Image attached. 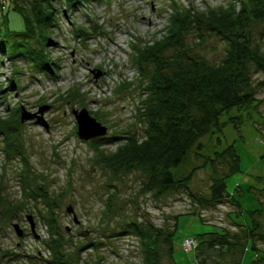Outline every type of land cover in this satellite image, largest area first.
<instances>
[{
	"label": "rangeland",
	"instance_id": "374dc122",
	"mask_svg": "<svg viewBox=\"0 0 264 264\" xmlns=\"http://www.w3.org/2000/svg\"><path fill=\"white\" fill-rule=\"evenodd\" d=\"M170 1L91 0L75 9L63 7L66 18L55 23L47 44L34 38L52 59L44 67L49 71H43L32 60L33 38L15 35L26 34L27 24L7 0L0 18L5 13L7 21L3 20L13 35L5 36V44L15 46L19 57L13 59L0 48V116L18 127L10 140L12 152H7L6 138L0 136V264H49L51 214L59 234L54 236L62 238L60 251L68 264H142L139 240L128 225L172 227V218L178 215L176 264H198L195 253L183 250L186 238L222 232L239 243L238 248L231 253L205 250V264H264L246 240L248 227L259 223L255 244L264 258V86L260 84L264 75L254 66L251 90L257 101L225 113L222 129L203 137L202 148L194 149L174 170L177 177L193 172L188 190L172 191L161 199L144 195L145 173L105 165L94 146V140L102 138L144 135L136 113L144 88L131 43L163 34ZM178 2L204 11L228 0ZM233 2L239 8L238 1ZM263 31L262 24L252 29L254 45L262 52ZM188 39L194 53L211 64H219L226 55L221 37L193 32ZM84 109L102 115L99 122L107 128L106 136L89 141L78 136L74 112ZM117 145L101 148L109 152ZM230 145L240 156L241 170L228 177L227 190L240 202L241 218L233 203L209 207L195 199H210L215 173L208 159ZM223 160L214 165L219 176L230 172ZM194 209L198 216L188 215ZM14 225L23 231L22 237ZM163 264L172 262L165 256Z\"/></svg>",
	"mask_w": 264,
	"mask_h": 264
},
{
	"label": "trees",
	"instance_id": "16d2710c",
	"mask_svg": "<svg viewBox=\"0 0 264 264\" xmlns=\"http://www.w3.org/2000/svg\"><path fill=\"white\" fill-rule=\"evenodd\" d=\"M89 1L91 0H20L19 3L18 0H8L12 6L15 5L27 24L26 34L15 35L33 38L36 48H32L31 52L35 67L49 71L44 67H48L52 59L46 49L40 50L37 47L34 38H40L47 44L53 35L55 23L66 18L63 7L71 10ZM233 1L228 0L226 5L201 11L190 5L184 7L178 0H172L168 25L163 34L149 42L131 43L132 60L144 88L143 99L136 111L139 122L144 126V135L102 138L94 140V146L105 165L145 173L146 180L141 187L144 195L152 194L154 198L161 199L172 191L188 190L193 172L177 177L174 170L184 163L194 149L202 148L200 140L203 137L222 129L221 117L225 113L257 101L251 90L250 69L254 66L257 73L264 75V52L254 45L252 29L257 24L264 25V0H237L239 8ZM6 3L7 0H0V12ZM1 15L0 32L4 36L0 35V48L11 58H18L15 46L7 47L5 44L7 36H12L13 33L7 28V16L5 13ZM83 31L87 33L85 29ZM193 32L199 36L208 33L221 37L226 42V55L219 64H211L194 53L188 43L189 35ZM260 84L264 86V79ZM92 115L98 121L102 120L99 113ZM12 122L0 116V136L6 138L7 152L13 151L10 140L14 138L13 133L18 127L15 121ZM114 144L117 145L114 151L105 152L101 148L102 145ZM215 155L214 159H208L215 173L211 197L195 199L200 206L209 207H216L223 202L233 203L238 209L237 217L241 218L242 206L236 196L227 190L228 177L241 170L240 156L234 145ZM218 159H224L229 166L228 174H217L214 165ZM189 195L195 197L191 193ZM192 211L188 215L198 216L195 209ZM180 216L172 218V227L136 223L128 225L130 232L139 240L142 264H163L165 256L172 264H176L174 242ZM41 217L43 218L42 215ZM47 223L53 239L49 244V264H68L60 251L62 238L54 236L59 234L53 214ZM258 225L253 221L251 227H248L246 240L250 244L249 250L257 254V260L263 261L255 244V229ZM206 234L192 236L198 243L195 251L198 264H205L202 258L205 250L231 253L238 248L239 243L232 242L227 233Z\"/></svg>",
	"mask_w": 264,
	"mask_h": 264
},
{
	"label": "water",
	"instance_id": "95a60500",
	"mask_svg": "<svg viewBox=\"0 0 264 264\" xmlns=\"http://www.w3.org/2000/svg\"><path fill=\"white\" fill-rule=\"evenodd\" d=\"M101 76L100 73L96 74L95 77L96 79H99V77ZM41 113H43L41 111ZM75 118L77 120L78 123V136L84 140V141H89L92 139H96V138H100V137H104L107 134V128L105 126H103L96 118H94L89 111L87 110H82L81 112H74ZM25 119H29V117L27 118H23L22 121H24ZM71 210V209H70ZM70 213L72 211H69ZM32 223V219L30 217L29 219ZM32 228H34L33 224ZM14 228L16 230V233L19 237L23 236V231L19 229L18 225H14Z\"/></svg>",
	"mask_w": 264,
	"mask_h": 264
},
{
	"label": "built area",
	"instance_id": "2783aa9c",
	"mask_svg": "<svg viewBox=\"0 0 264 264\" xmlns=\"http://www.w3.org/2000/svg\"><path fill=\"white\" fill-rule=\"evenodd\" d=\"M183 250L187 253H195L196 249L198 248V243L192 237H188L183 241Z\"/></svg>",
	"mask_w": 264,
	"mask_h": 264
}]
</instances>
